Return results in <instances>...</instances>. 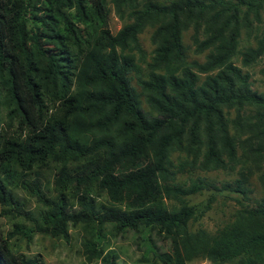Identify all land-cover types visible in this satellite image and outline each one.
Masks as SVG:
<instances>
[{
  "label": "trees",
  "instance_id": "1",
  "mask_svg": "<svg viewBox=\"0 0 264 264\" xmlns=\"http://www.w3.org/2000/svg\"><path fill=\"white\" fill-rule=\"evenodd\" d=\"M110 7L127 18L114 34ZM254 24V46L238 51ZM146 28L153 50L141 78L136 56ZM188 29L196 53L206 52L200 63L186 62ZM236 56L243 67L264 58V0H0V213L29 222L0 230V264H41L14 252L10 240L66 239L79 224L94 230L85 247L99 264H117L102 255L107 225L138 236L149 264H264V90H252ZM238 165L231 183L177 181L188 170ZM16 187L35 197L36 214ZM224 191L235 205L231 220L213 233L190 231ZM201 192L203 202L187 204ZM153 236L165 251L152 246Z\"/></svg>",
  "mask_w": 264,
  "mask_h": 264
},
{
  "label": "rangeland",
  "instance_id": "2",
  "mask_svg": "<svg viewBox=\"0 0 264 264\" xmlns=\"http://www.w3.org/2000/svg\"><path fill=\"white\" fill-rule=\"evenodd\" d=\"M127 22L126 16L123 19H119L112 7H110L108 28L111 34L117 32ZM254 32L248 37L242 33L238 46V51H242L244 47L254 46L253 35L257 33L255 24L253 25ZM151 29L146 28L139 35L138 41L143 51L142 58L137 59L136 63L140 69L139 76L143 78L145 74V64L149 62L152 55L153 46L150 42ZM192 30L188 29L182 33V44L185 48L186 62L191 61L202 62L204 55L203 53H196L195 46L192 44L190 39ZM234 65L239 67L242 72L249 74V81L252 90L261 92L264 90V58H260L254 64L249 67L241 66V60L239 56L234 58ZM202 79V76H199ZM131 86L135 91L140 94L135 76H132ZM139 100L141 102V108L145 112H150L148 107L143 101V97L140 95ZM233 114L230 113L229 117L232 118ZM52 117L56 120H61L62 112L56 109L52 113ZM231 133H234L231 128ZM241 150L238 149V154ZM246 166L252 169L253 164L250 162L246 163ZM261 170H264V157L260 163ZM240 169V165L236 166L233 171H209L202 172L198 170H188L182 175L177 177V181L184 182L188 178H204L214 183H231L237 176V172ZM45 174L43 177L50 180L49 176ZM249 183L252 189V199H258L261 194V187L257 181V173L254 172L249 178ZM16 198L24 205V209L30 213L36 214L41 206L36 202L35 197L29 194L27 191L20 187H16L14 190ZM207 197L206 192H201L195 195L188 196L186 202L189 205H196L203 202ZM232 195L227 192L219 193L215 196V200L211 205L209 211H207L197 221L189 222L188 227L190 231L197 229L205 230L208 233H213L216 229L222 227L231 220L233 211L235 209L234 202L231 200ZM100 201L104 203V199ZM168 208L176 205L172 200L165 201ZM14 224H21L25 227L29 226V222L22 218H13L10 216H3L0 213V230L3 234L12 229ZM68 238H50L48 236H42L35 234L30 241H25L21 238H14L10 240L12 249L14 252L22 254L26 257L38 256L41 264H99L100 261L94 259L90 250L85 245L89 241H93L95 238V232L93 229L79 224L75 227H69L67 229ZM100 247L102 249V255L111 253L116 258L117 264H149L152 261L151 255L147 253L146 246L142 244L138 236L131 232H116L110 225L105 226L103 232L99 237ZM152 246L159 251H165L167 249L166 243L161 238L155 236L151 237ZM185 264H211L205 259H192Z\"/></svg>",
  "mask_w": 264,
  "mask_h": 264
}]
</instances>
